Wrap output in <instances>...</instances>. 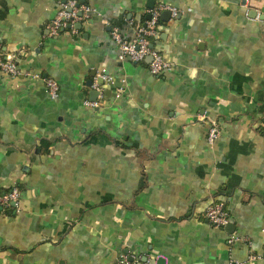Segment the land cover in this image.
Listing matches in <instances>:
<instances>
[{
    "label": "crops",
    "instance_id": "crops-1",
    "mask_svg": "<svg viewBox=\"0 0 264 264\" xmlns=\"http://www.w3.org/2000/svg\"><path fill=\"white\" fill-rule=\"evenodd\" d=\"M61 1L0 0L2 51L60 87L0 71V193L20 190L0 264H264V0H80L90 19L50 37ZM161 4L181 14H161L152 44L173 68L154 76L110 31L131 39ZM216 202L233 230L207 220Z\"/></svg>",
    "mask_w": 264,
    "mask_h": 264
},
{
    "label": "built area",
    "instance_id": "built-area-1",
    "mask_svg": "<svg viewBox=\"0 0 264 264\" xmlns=\"http://www.w3.org/2000/svg\"><path fill=\"white\" fill-rule=\"evenodd\" d=\"M169 12L172 18H177L181 11L175 7L161 4L151 11L150 19L143 24L130 23L133 33L131 39L124 36V32L118 27H111L110 35L119 50L120 61H130L133 63H145L148 59L149 70L154 76H161L164 73L171 71L172 64L165 59V57L157 51L152 40L158 34L161 14ZM93 13V9L82 4L80 0H62L60 2V9L55 18L51 21L48 27V34L50 37L59 36L63 32H70L77 34V24L87 22ZM2 43L0 38V71L12 77H24L34 80H42L45 84V89L52 99L59 97L60 87L59 83L49 77H43L40 73H35L29 70H22L19 67L18 61L14 55L7 54L2 51ZM102 80V81H99ZM103 82V84H102ZM113 83L112 79L105 75L95 78L93 82V89L98 92V97L95 101H85L84 106L87 108L98 109L101 107L105 99L104 83ZM220 137V130L216 122L212 121L209 129L207 140L209 144L215 143ZM20 199V190L13 188L8 192L0 195V208L17 207ZM207 220L215 228L225 229L231 223L230 212L224 203L216 202L210 205L205 213ZM241 239L235 235H231L228 243L233 245ZM250 260H264V253L262 255H251ZM117 264H152L147 259L140 257L123 255ZM156 264V263H154Z\"/></svg>",
    "mask_w": 264,
    "mask_h": 264
},
{
    "label": "water",
    "instance_id": "water-1",
    "mask_svg": "<svg viewBox=\"0 0 264 264\" xmlns=\"http://www.w3.org/2000/svg\"><path fill=\"white\" fill-rule=\"evenodd\" d=\"M153 8H154V6L150 7V9H153ZM169 14H170L169 12H168V13H167V12L163 13V15H169ZM148 18H150V15L148 16ZM147 62H148V63L151 62V59H148ZM102 84H103V82H102ZM95 95H96V97H97V96H98V93L95 92ZM95 100H96V99H95ZM0 210H1V209H0ZM231 228H232V230H233V228H234L233 225L228 226V227H227V230H228V231H229V230L231 231Z\"/></svg>",
    "mask_w": 264,
    "mask_h": 264
},
{
    "label": "trees",
    "instance_id": "trees-1",
    "mask_svg": "<svg viewBox=\"0 0 264 264\" xmlns=\"http://www.w3.org/2000/svg\"><path fill=\"white\" fill-rule=\"evenodd\" d=\"M7 192H8V191H7ZM4 193H6V192H4ZM4 193H0V195H1V194H4Z\"/></svg>",
    "mask_w": 264,
    "mask_h": 264
}]
</instances>
